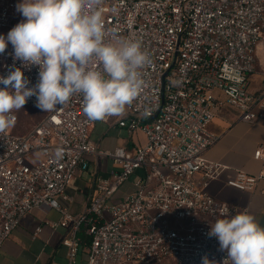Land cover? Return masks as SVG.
I'll use <instances>...</instances> for the list:
<instances>
[{"label": "built area", "instance_id": "1", "mask_svg": "<svg viewBox=\"0 0 264 264\" xmlns=\"http://www.w3.org/2000/svg\"><path fill=\"white\" fill-rule=\"evenodd\" d=\"M21 0H0V32L21 21ZM105 27L138 38L152 63L144 69L138 97L116 116L129 135L141 133L134 151L118 146L102 150L90 138L98 121L83 113L75 96L54 112H44L32 127L15 126L0 133V250L24 215L34 209L60 213L54 227L69 228L63 239L64 264H230L210 237L211 224L223 214L247 211L207 191L227 166L209 160L207 151L219 135L209 129L217 112L230 108L238 119L255 123L264 113V91L249 90L256 71L257 47L264 42V0H103ZM8 44L0 54V75L14 65ZM38 81V66L22 68ZM3 87V85H0ZM36 98L24 106H35ZM111 116L106 117L108 122ZM109 158L117 170L95 179V191L78 216L61 205L75 177L92 158ZM254 159L258 173L236 171L226 183L256 191L264 182V145ZM133 190L118 197L138 171ZM259 192L264 195V189ZM90 242L83 248L78 232ZM42 231L38 226L33 237Z\"/></svg>", "mask_w": 264, "mask_h": 264}, {"label": "clouds", "instance_id": "2", "mask_svg": "<svg viewBox=\"0 0 264 264\" xmlns=\"http://www.w3.org/2000/svg\"><path fill=\"white\" fill-rule=\"evenodd\" d=\"M103 0H21L24 18L0 35V54L12 45L14 65L0 75V133L15 126L14 112L35 97L44 112L57 111L71 98L82 97L91 121L123 115L138 97L151 55L138 38L123 37L105 27ZM38 66V81L22 68ZM219 250L230 264H264V225L247 211L223 214L211 224ZM203 264H213L206 257Z\"/></svg>", "mask_w": 264, "mask_h": 264}, {"label": "crops", "instance_id": "3", "mask_svg": "<svg viewBox=\"0 0 264 264\" xmlns=\"http://www.w3.org/2000/svg\"><path fill=\"white\" fill-rule=\"evenodd\" d=\"M20 13L16 12V18ZM6 37L7 33L0 32ZM249 90L253 93L264 91V42L257 47L256 71L250 76ZM211 132L219 135V139L206 153L209 160L227 166L220 178L212 180L207 191L215 198L227 202L239 209H247L258 223L264 225V189L261 182L256 191H240L229 187L226 181L236 171L242 170L256 174L262 163L254 159L257 148L264 145V113L255 123H245L238 119V112L230 108L219 110L209 125ZM90 138L102 150H112L118 146L128 151L144 144L145 137L141 133L133 136L118 124L116 116L108 122L98 121L91 130ZM117 170L109 158L91 159L87 171L80 172L67 189L71 202L61 200V205L71 214L78 216L86 208L89 198L95 191V179L98 176H109ZM138 170L131 178L144 175ZM128 181L118 193V197L133 190V181ZM61 215L54 209H34L21 219L19 226L13 230L0 250V264H64L67 261V248L63 239L70 232L69 228L54 227ZM41 226L42 231L37 238L33 237L35 229Z\"/></svg>", "mask_w": 264, "mask_h": 264}, {"label": "rangeland", "instance_id": "4", "mask_svg": "<svg viewBox=\"0 0 264 264\" xmlns=\"http://www.w3.org/2000/svg\"><path fill=\"white\" fill-rule=\"evenodd\" d=\"M18 18L20 21H22L24 18L21 16V14L18 15ZM18 114L20 116V127H23L20 132H24L26 129L32 127L35 123L40 121V119L43 117L42 112L39 108L35 106H23V108L18 111ZM134 180V178H131L130 181ZM125 186V185H124Z\"/></svg>", "mask_w": 264, "mask_h": 264}, {"label": "trees", "instance_id": "5", "mask_svg": "<svg viewBox=\"0 0 264 264\" xmlns=\"http://www.w3.org/2000/svg\"><path fill=\"white\" fill-rule=\"evenodd\" d=\"M36 107V106H35ZM38 108V107H37ZM41 110V109H40ZM42 114H43V111L41 110ZM44 115V114H43ZM42 115V116H43ZM20 117V116H19ZM21 119V118H20ZM78 235L80 236L81 238V242H82V245H83V248H86L88 245H89V242H90V239L88 236L85 235L84 231L83 230H80L78 232Z\"/></svg>", "mask_w": 264, "mask_h": 264}]
</instances>
